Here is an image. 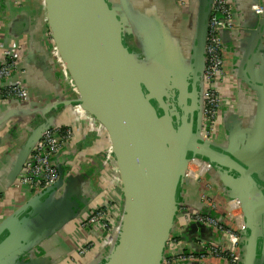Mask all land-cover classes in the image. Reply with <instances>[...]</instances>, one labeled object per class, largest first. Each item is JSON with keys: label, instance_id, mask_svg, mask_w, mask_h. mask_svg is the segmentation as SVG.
<instances>
[{"label": "water", "instance_id": "obj_1", "mask_svg": "<svg viewBox=\"0 0 264 264\" xmlns=\"http://www.w3.org/2000/svg\"><path fill=\"white\" fill-rule=\"evenodd\" d=\"M157 1L38 0L40 39L33 44L45 46V55L52 61V77L67 90L65 80L58 75L54 47L76 90L77 99L73 103L80 105L105 132L110 156L120 176L122 211L112 244L96 258L97 264H164L174 251L199 253L202 251L199 242L223 245L216 240L215 233L211 242L200 235L191 238L193 233L213 230L181 221L182 213L178 212L181 205H186L182 194L186 195L190 183L206 179L212 172L226 192L225 204L236 205L242 216L238 264H262L264 84L259 86L258 122L250 136L241 139L239 145L230 139L226 147L220 146L216 139H202L197 86L204 69L212 0H187L185 8L175 4L186 20L183 25L176 23L174 14L164 11ZM258 3L264 7L263 2ZM257 17L262 20L257 44L264 65L261 43L264 14ZM19 22L16 33H24L25 38L22 36L17 42L23 46L17 79L26 89L27 101L9 102L0 109L15 102L19 109L28 111L26 115H35L42 122L30 133L29 129L19 132L21 122L16 121L19 137L29 136L13 164L17 177L42 133L60 125L57 119L46 117L48 112L67 104L56 101L47 109L31 106L24 67L29 37L25 34L26 23ZM46 26L52 44L47 39ZM125 35H131L134 44L136 39L142 42V49L136 46L138 54L126 45ZM2 118L0 128L10 120L6 114ZM190 165L197 169L196 173L189 171ZM58 173L59 180L53 187L34 196L0 224V264L9 257L18 259L13 251L28 248L30 241L38 250L89 208L93 197L88 201L79 195L71 199L65 188L76 177L65 178L59 166ZM99 173L92 177V183L86 180L84 188L88 191L95 188L100 195L105 185L100 184ZM42 198L47 207H42ZM204 206L198 212L210 215ZM185 214H189L187 209ZM170 238L180 240L178 249L167 250ZM193 239L197 242H192Z\"/></svg>", "mask_w": 264, "mask_h": 264}, {"label": "crops", "instance_id": "obj_2", "mask_svg": "<svg viewBox=\"0 0 264 264\" xmlns=\"http://www.w3.org/2000/svg\"><path fill=\"white\" fill-rule=\"evenodd\" d=\"M158 1L164 11L171 15L174 14L176 23L186 24L185 18L176 8L175 0ZM229 1L234 10V28L224 31L222 34L225 76L220 85V120L214 133V139L222 147L228 146L230 139H232V143L238 144L243 138L251 135L258 122L257 111L261 98L259 86L264 84V65L260 57V45L257 44L258 28L262 20L252 11V6L255 3L263 2L264 5V0ZM19 21L26 23L25 34L29 37L27 48L29 53L24 67L26 70L25 83L32 101L31 106L36 109L40 107L47 109L50 105L56 104V101L67 103L51 110L46 117L57 119L62 129L72 126L75 132L74 139L67 144L65 151L57 159V164L65 178L76 177L65 186L70 192V198L74 199L76 195H79L82 200L88 201L93 197L89 207L100 206L107 200L116 206V211L121 213L123 194L119 172L115 162L108 163L103 156V152L108 146L105 132L95 128L81 106L73 103L77 99L76 90L67 88L65 90L64 86L60 87L55 82L52 77V61L45 55V46L33 44V41L39 42L40 39L41 21L38 0H0V55L10 44L19 42L22 36L25 38L24 33H22L23 35L16 33V26L21 23ZM125 42L129 49L138 54L131 35H125ZM56 79L59 80L57 74ZM27 112L19 109L15 102L0 109V121L5 114L10 118L0 128V223L21 210L34 197L26 188L18 185L17 175L13 170L16 157L29 137H19L16 121L21 122L19 130L22 131L19 132L29 129L30 133L35 132L42 122L35 115H26ZM20 114L24 115L18 118ZM108 165L111 167H109L110 172L107 174V181L104 184L105 197H102L101 193L99 195L95 188H90V191L85 189V181L89 180L92 183V177L94 178L96 172H101ZM185 193L186 195L182 194V202L186 204L185 208L189 214L197 213L199 208L203 210L204 204L211 202L219 206L218 216L222 218L221 213L226 205V192H223L222 186L217 182L213 172L206 179L190 183V187ZM84 194L86 195L84 196ZM42 204H44V198H42ZM78 222L79 219L78 221L75 219L70 225L71 229L67 227L65 233L54 235L45 241L41 248L35 251V254L25 255L28 256L27 260L22 259V264H83L78 259H74L73 262L68 260L74 247L87 237V233L79 227ZM183 232H185L184 229L181 230L182 234ZM212 233L214 234L211 230L202 234L196 232L192 234L191 238H197L196 235H200L211 242L213 240ZM178 241L180 240L178 239ZM192 242L197 241L193 239ZM189 245L192 246L191 243ZM225 246H227V242H225ZM184 263L223 264L220 260L183 261L175 264ZM262 264H264V260Z\"/></svg>", "mask_w": 264, "mask_h": 264}, {"label": "built area", "instance_id": "obj_3", "mask_svg": "<svg viewBox=\"0 0 264 264\" xmlns=\"http://www.w3.org/2000/svg\"><path fill=\"white\" fill-rule=\"evenodd\" d=\"M180 8H185L187 0H175ZM256 16L264 14V7L257 3L252 6ZM233 9L229 0H212L210 7L207 34L205 40L204 69L201 76V120L199 133L204 140L212 141L221 114V89L220 85L225 76L222 34L224 31L233 30ZM46 35L50 44V32L46 26ZM264 55V32L261 39ZM54 59L58 62V75L61 74L69 90H75L72 82L66 76L65 70L57 59L56 51L52 47ZM23 56V46L20 43H12L0 55V106L9 102L27 101L26 89L17 79L19 74L18 66ZM42 121V120H41ZM92 125L101 129L96 122ZM75 137L73 127L62 129L54 126L44 131L39 141L34 145L30 155L27 157L17 177L19 186L26 188L32 195L36 196L53 187L59 180L57 159L64 151L65 146ZM104 138V137H103ZM101 139V141L103 140ZM103 144V142H102ZM107 149L103 152L104 159L112 163L110 156V145L107 140ZM110 165L106 166L99 173L100 184H105L107 174L110 172ZM189 171L196 173L197 169L190 165ZM101 189V187H100ZM101 196L105 197V188L101 189ZM210 215L197 212L185 214V207L181 205L178 209L181 214V221L188 223H199L211 228L216 234L220 244L199 242L202 248L201 253L189 251H174L165 258L166 264H175L183 261H211L220 260L223 264H238L240 234L242 230V216L238 207L234 204H226L222 218H219V206L209 202L206 204ZM111 202L105 200L100 206H91L79 218V227L87 233L86 239L81 240L70 254L68 260L78 259L83 264H97L96 260L101 252H105L112 244L113 235L119 219L120 212ZM117 216V218H116ZM227 242V246H225ZM179 241L170 238L167 243V250L178 249Z\"/></svg>", "mask_w": 264, "mask_h": 264}, {"label": "flooded vegetation", "instance_id": "obj_4", "mask_svg": "<svg viewBox=\"0 0 264 264\" xmlns=\"http://www.w3.org/2000/svg\"><path fill=\"white\" fill-rule=\"evenodd\" d=\"M197 93H198V96L199 97H201V93H202V81H201V78H200V82L198 83V86H197ZM214 138H215V136H214ZM213 138V139H214ZM42 207L44 208V207H47V204H42ZM7 220V219H6ZM5 221V220H4ZM4 221H1V223L2 222H4ZM0 223V224H1ZM28 231H30V229H28ZM2 240V237H0V241ZM33 246H34V243L33 242H31L30 241V243H29V245H28V248H22V249H20V248H18L15 252L13 251V253H14V255L13 256H16L18 259H15V260H13L11 257H9V258H7L2 264H22V259L24 260V261H26L27 260V257L24 255L26 252H28L31 248H32V250L31 251H29V253H28V255L29 256H31V255H33V254H35V251H37V250H35L34 248H33ZM22 255H24V256H22ZM27 255V254H26ZM3 261V260H2Z\"/></svg>", "mask_w": 264, "mask_h": 264}, {"label": "rangeland", "instance_id": "obj_5", "mask_svg": "<svg viewBox=\"0 0 264 264\" xmlns=\"http://www.w3.org/2000/svg\"><path fill=\"white\" fill-rule=\"evenodd\" d=\"M135 46H137V47H139V48L142 49L143 44H142V42H140L138 39H136V40H135ZM142 58H143V57H142ZM144 60H145V59H144ZM77 221H78V219H77ZM68 228L71 229V226H68ZM63 233H65V229H63Z\"/></svg>", "mask_w": 264, "mask_h": 264}]
</instances>
